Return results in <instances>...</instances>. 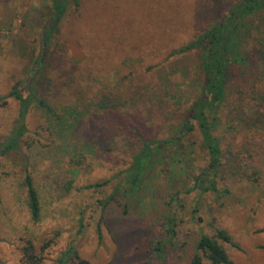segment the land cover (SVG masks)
<instances>
[{"label": "rangeland", "instance_id": "rangeland-1", "mask_svg": "<svg viewBox=\"0 0 264 264\" xmlns=\"http://www.w3.org/2000/svg\"><path fill=\"white\" fill-rule=\"evenodd\" d=\"M235 1H70L52 36L51 49L57 58L47 76L59 77L64 83L54 104L58 109L73 106L83 114L84 130L75 137L94 132L93 139L103 136L107 144L101 151L90 142L92 152L78 167L75 160L50 150L47 133L33 136L42 125L39 113L32 112L34 123L29 124L30 135L24 137L33 143L29 166L20 152L0 156V264H21L29 242L33 253L42 257V264H69L72 249L91 264H188L195 240L200 234L213 236L217 229L227 232L236 244H223L234 264H264L260 248L264 245V81L258 87L262 107L233 88L220 110L215 131L223 154L218 188L226 193L167 195L160 205H151L150 198L138 204L131 196L129 217L114 206L105 208L104 219V199L115 193L120 179L114 176L124 171L133 153L127 139L137 141L138 133L147 140H171L189 103L200 93L199 52L168 58L169 53L193 40ZM43 2L0 0V96L13 85L6 77L24 76L40 53L37 21ZM100 95L118 99L121 106L112 115L97 109L96 116L104 119L98 126L90 113ZM128 97L134 98L126 101ZM7 102L0 108V123L10 121L11 127L17 106L13 99ZM6 135L0 132V143ZM181 145L180 154L186 160L174 167L183 171L187 184L186 174H197L207 156L197 131L166 147L173 162L178 159L174 151ZM76 167L80 175L76 174L72 190L65 192L68 170ZM28 172L41 205L37 223L31 220L23 186ZM88 185L92 188L85 189ZM157 207L175 218L174 238L164 230L167 220L153 217ZM144 221L155 225L150 230L154 243L173 240L175 248L180 247L170 249L165 261L158 260L154 246L142 244L149 234L136 226ZM132 237L141 238V250L135 259L122 263L119 260ZM203 264L210 263L204 260Z\"/></svg>", "mask_w": 264, "mask_h": 264}, {"label": "trees", "instance_id": "trees-1", "mask_svg": "<svg viewBox=\"0 0 264 264\" xmlns=\"http://www.w3.org/2000/svg\"><path fill=\"white\" fill-rule=\"evenodd\" d=\"M70 1L44 0L40 9L41 19L37 21L40 53L29 63L24 76L15 75L11 79L6 77V81H12L13 85L6 95L0 96V108H4L8 104V99H13L17 106L14 124L9 127L10 121L0 123V132L7 133L0 143V156L9 157L21 153L22 161L26 167L30 164L29 153H31L30 149L33 143L26 142L25 138L30 135L29 124L34 123L33 116L31 117L33 111L39 113L38 120L42 125V129L35 132L33 136L38 137L41 131L47 133L50 150L60 153L58 156L75 160L78 167L84 163V156L90 155L92 152L89 149L90 142L94 141L101 151L107 144V140L105 141L103 136H96L98 138L93 139L94 132L80 138L75 137L76 133L84 130L81 121L83 114L73 106L58 109L54 104L64 83H61L59 77L47 76L48 69L57 58L54 49H51L52 36L67 13ZM194 51L200 54L198 72L201 76V85L199 95L189 103L179 128L171 140H147L146 137V141L144 138H140L138 133L135 135L139 137L137 141L132 138L125 140L128 147L133 148V153L124 171H119V174L114 176V179L120 178L115 193L104 199L105 220H107V210L114 206L120 208L122 216L129 217L127 202H130L131 196L136 198L138 204L145 198H150L151 205H160L161 200L167 195L177 198L180 193L189 194L194 191L214 195L226 193L218 188V180L223 166V154L215 131L220 110L233 88L237 92L248 95L256 103L259 101L258 105L262 107L258 87L264 81V0H236L229 5L219 19L202 30L193 40L170 52L168 58ZM100 96L90 113L98 126L104 123L102 122L104 119L96 116L97 109L100 108L101 112L112 115L118 106H121L118 99ZM131 98L134 97H128L126 101ZM135 100L137 101L136 98ZM111 120L115 124V118H111ZM92 125L97 126L93 123ZM124 128L127 131L130 129L129 126H124ZM194 131L198 132L201 147L206 152L207 162L204 167L199 168L197 174H186L190 183L185 184L186 180L182 176L183 171L174 167V164L184 165L186 159L183 155L181 156L184 146H178L174 151V155L178 158L176 163L173 162L172 153L168 152L166 147L192 135ZM21 143L25 147L24 150L21 149ZM68 172L67 176L70 179L64 182L63 190L65 192L72 190L77 175L79 176L81 171L76 167L69 169ZM23 186L27 191V207L31 220L37 223L41 218V205L34 186V179L29 172L25 174ZM84 188L90 189L92 186L88 185ZM165 212L161 209L159 211V207H157L154 209L153 217L166 219L164 230L170 235V238H174L175 218ZM154 226V224L144 221L136 227L137 230L149 234L142 240V244L154 246L158 260L165 261L169 258V250L176 246L173 240L164 245L161 239L154 243V237L152 238L150 234V230L154 231ZM160 230L162 229L160 228ZM139 241L141 238L138 237H132L130 241H127L128 246L121 256L120 262L129 263L136 258L137 250H141L138 246ZM223 244L236 247L232 237L224 230L217 229L213 236L200 234L190 248L187 263L203 264V261L207 260L210 264H234ZM177 248L180 247L177 246ZM260 248L264 251V245ZM148 250H145L144 254ZM23 251L24 257L21 264H42V257L33 253L32 243L29 242ZM71 255L73 261L69 264H91L80 259L75 249L71 250Z\"/></svg>", "mask_w": 264, "mask_h": 264}]
</instances>
